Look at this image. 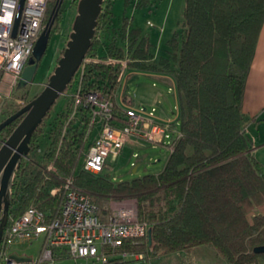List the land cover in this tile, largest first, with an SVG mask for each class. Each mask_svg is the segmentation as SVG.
I'll list each match as a JSON object with an SVG mask.
<instances>
[{
    "label": "trees",
    "instance_id": "trees-1",
    "mask_svg": "<svg viewBox=\"0 0 264 264\" xmlns=\"http://www.w3.org/2000/svg\"><path fill=\"white\" fill-rule=\"evenodd\" d=\"M106 2L88 53L128 57L129 68L171 75L182 136L159 173L115 181L105 172L95 174L82 167L91 144L85 138V112L83 119L66 123L70 102L54 116L49 111L31 137L27 158L15 171L9 216L20 215L31 204L52 217L59 215L64 191L51 192L61 184V178L48 171V164L53 163L62 177H72L98 203L136 199L140 219L150 223L152 240H127L116 249L120 254L148 249L154 253L192 251L210 245L227 264H264V252L254 251L264 245V164L254 154L248 130L251 123L264 122V118L243 112L246 80L264 24V0H186L182 30L173 33L157 56L150 35H141L139 28L131 31L133 43L127 50L109 41L107 51L100 52L104 48L98 34L101 25L116 23L111 2ZM151 2L139 0L137 7H148ZM128 25L126 18L124 31ZM119 67L91 63L83 81L88 87L112 91L118 84ZM19 109L6 110L0 122ZM21 119L6 126L0 139L5 140ZM41 147L45 163L32 158ZM30 165L35 170H29ZM121 260V256L112 257L110 264Z\"/></svg>",
    "mask_w": 264,
    "mask_h": 264
},
{
    "label": "built area",
    "instance_id": "built-area-1",
    "mask_svg": "<svg viewBox=\"0 0 264 264\" xmlns=\"http://www.w3.org/2000/svg\"><path fill=\"white\" fill-rule=\"evenodd\" d=\"M55 1L24 0L15 30L20 0H0V120L6 104L19 89L22 73ZM128 61V57L103 58L87 53L76 72L73 86L65 93L71 106L66 123L83 119L82 114H86L85 138L91 141L82 162L86 171L105 172L110 157L117 158L126 146L137 147L145 140L153 145L162 144L171 153L182 136L181 129L178 130L175 124L180 115L179 106L176 118L166 119L156 114L155 107L136 105L127 95ZM91 63L120 66L115 89L106 91L85 85L84 74ZM16 100L20 108L29 102ZM3 141L0 139V148ZM48 171L61 178V184L51 190L52 194L64 191L59 215L52 217L34 204L18 216L8 214L0 242V264H22L12 254H20L16 250L19 245L39 238L42 240L40 255L32 259V264L53 263L64 257L96 259L109 264L112 257L125 258L133 254L116 251L125 241L139 242L148 238L150 223L140 219L136 200H120L110 213L104 215L92 195L77 186L72 177H62L53 163L48 164Z\"/></svg>",
    "mask_w": 264,
    "mask_h": 264
},
{
    "label": "rangeland",
    "instance_id": "rangeland-1",
    "mask_svg": "<svg viewBox=\"0 0 264 264\" xmlns=\"http://www.w3.org/2000/svg\"><path fill=\"white\" fill-rule=\"evenodd\" d=\"M106 1L111 2L116 23L111 26L101 25L98 34L102 38L100 40L101 44H104L101 47L104 48L101 49L100 47V52L104 51L105 53L107 51V43L109 41H113L127 50L133 43L131 31L133 28H139L141 35H150L151 40L155 43L153 49L157 56L173 33L182 27L186 0H152L148 7L142 8L137 7L139 0H130V2H127L128 0H104L103 6L107 5ZM80 2L81 0H64L50 32L48 47L36 79L37 83L31 86L28 85L27 88H17L14 98L6 104L3 112L6 110L10 111L12 108H20V103L16 99H23L28 102L48 83L49 77L56 67L58 57L63 54L62 51L67 45V39L70 38V34L73 31L75 20L79 15ZM126 18L129 25L124 31L122 24ZM148 21H150V24ZM122 32H125V35H122ZM156 60L153 59L152 61ZM127 74L126 92L134 104H142L149 108L155 107L156 114L165 115L166 119L176 118L179 102L175 95L174 79H161L156 77L154 73L136 68H129ZM68 90L69 87L57 98L52 106L50 112L53 116L57 112L64 110L68 105L69 99L65 95ZM1 116L3 118L6 115L2 114ZM175 120L177 122L175 123L176 128L179 130L180 121L179 119ZM252 131L255 138H257L253 143L259 145L264 138V123L253 125ZM141 143L145 144L141 145ZM141 143L132 149L131 146L125 147L122 154L117 158L110 157V162L105 167L107 168L105 169L107 176L115 181H122L142 177L145 174L159 173L165 166L170 150L162 144L153 145L147 140ZM44 151V148L41 147L32 155L35 162L45 163V159L42 157ZM255 156L264 164V146H259L256 149ZM29 170H35V166L30 165ZM133 199L136 200L135 198ZM106 201L108 203V200L96 202L104 215L110 213L111 210V208H107ZM101 203H103V207L107 208L106 211L102 208ZM41 245L42 240L39 238L33 240V242H25L19 245L16 250L36 259L40 255ZM122 259L121 262L113 264H226L225 258L210 245H201L192 251H173L168 253L163 251L154 253L148 249L143 253H133ZM45 264H103V262L96 259L79 258L75 260L64 257L56 259L53 263Z\"/></svg>",
    "mask_w": 264,
    "mask_h": 264
},
{
    "label": "water",
    "instance_id": "water-1",
    "mask_svg": "<svg viewBox=\"0 0 264 264\" xmlns=\"http://www.w3.org/2000/svg\"><path fill=\"white\" fill-rule=\"evenodd\" d=\"M104 0H81L79 15L77 16L73 31L63 54L49 77L45 87L17 112L0 122V132L16 119L22 117L12 133L3 141L0 148V242L6 224L8 208L11 199V188L15 171L23 158L30 152V141L33 133L38 129L47 116L57 98L63 94L72 79L75 77L83 59L89 52L92 39L96 34L98 18L103 9ZM64 0H56L47 18L45 27L40 34L35 47L34 55L42 56L48 45L52 26L58 16ZM24 0H20V8L16 18L19 21ZM15 32V31H14ZM37 64L27 66L21 76L19 87H25L33 82ZM148 239L152 240V229H149ZM255 252H264V245L254 248ZM12 257L18 262H30L31 256L14 252Z\"/></svg>",
    "mask_w": 264,
    "mask_h": 264
},
{
    "label": "crops",
    "instance_id": "crops-1",
    "mask_svg": "<svg viewBox=\"0 0 264 264\" xmlns=\"http://www.w3.org/2000/svg\"><path fill=\"white\" fill-rule=\"evenodd\" d=\"M150 73H154L156 77H159L161 79H169V78L170 80L174 79L169 74L157 73V72H150ZM173 81L175 82V80ZM175 90H176V85H175ZM175 95H176V98L178 99L177 90L175 92ZM243 112L249 117H255L257 119L264 118V24L260 32V36H259L257 46H256V52L252 60L251 68H250V71L248 73L247 80H246V87H245L244 101H243ZM159 116L162 118H166L165 115L161 116L160 113H159ZM260 123H264V122L262 121L258 123H251L248 128V130L250 129V134L254 142L257 140V138H255V136L253 135V131L251 133V126L252 125L256 126V124L258 125ZM263 136H264V133H263ZM262 141L259 145L254 144L255 145L254 154L256 152V149L259 146L260 147L264 146V138ZM143 144L141 143V145ZM132 148L133 147L131 146V149ZM118 201L120 200L110 199L108 200V203L106 201L107 208H112V207L117 206ZM20 254H23V253H20ZM24 255L29 256L28 254H24ZM29 263H32V261L22 262V264H29Z\"/></svg>",
    "mask_w": 264,
    "mask_h": 264
},
{
    "label": "flooded vegetation",
    "instance_id": "flooded-vegetation-1",
    "mask_svg": "<svg viewBox=\"0 0 264 264\" xmlns=\"http://www.w3.org/2000/svg\"><path fill=\"white\" fill-rule=\"evenodd\" d=\"M51 10H52V9H51ZM50 13H51V12H50ZM50 13H48V16L50 15ZM48 16H47V17H48ZM48 42H49V40H48ZM47 47H48V45H47ZM46 50H47V49H46ZM45 52H46V51H45ZM44 55H45V53H44L42 56L37 57V56H35L34 53H33L32 56L30 57V59H29L27 65H26V67H27V66H29L30 64H33V63H34V64H37V70H36V73H35V76H34L33 82H32V83H29V84H28L29 86L34 85V84L37 83L36 79H37V77H38V73H39V71H40V69H41L42 59H43ZM26 67H25V68H26ZM28 85H26L24 88H27Z\"/></svg>",
    "mask_w": 264,
    "mask_h": 264
}]
</instances>
